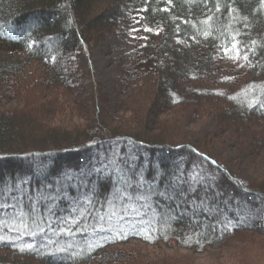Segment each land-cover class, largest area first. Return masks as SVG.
Instances as JSON below:
<instances>
[{"label": "trees", "instance_id": "trees-1", "mask_svg": "<svg viewBox=\"0 0 264 264\" xmlns=\"http://www.w3.org/2000/svg\"><path fill=\"white\" fill-rule=\"evenodd\" d=\"M121 21L143 39L116 60L111 101L79 58ZM219 146L259 175L239 181ZM263 168L262 0H0V204L16 206L0 208V264H194L161 252L230 244L237 264H260ZM124 177L151 196L126 239L92 218ZM92 191L77 229L73 198ZM21 209L45 231L21 228ZM65 219L72 233L54 234Z\"/></svg>", "mask_w": 264, "mask_h": 264}, {"label": "rangeland", "instance_id": "rangeland-1", "mask_svg": "<svg viewBox=\"0 0 264 264\" xmlns=\"http://www.w3.org/2000/svg\"><path fill=\"white\" fill-rule=\"evenodd\" d=\"M139 31L140 28L134 23L121 21L114 37H107L103 42H100L93 48L89 56L82 55L79 58L80 69L83 72H89L96 76L103 87L104 93L111 101H114L115 98L113 90L117 88L119 84V75L116 71V60L121 55L130 52L136 44L142 41L143 37L140 35ZM203 132V128L193 133L187 130L183 131L189 143L200 139ZM217 154L218 156L220 155L219 157L222 159L225 166L229 165L234 169L239 181L246 183L259 175V171L252 170L251 167L245 164L244 160H236L235 153L227 147L224 146L222 150V147L219 146ZM139 218V216L130 217L128 219L124 218V220L119 223L127 230V233H135L143 228V223L140 222ZM116 225L117 221L115 220L113 221V227H116ZM238 250L239 247L230 244L228 247L220 250H211L204 254H193L192 252L182 251L176 248L171 250L165 249L161 253L165 255L185 256L193 261L194 264H237L241 261L236 255ZM258 253L264 255V253L260 251H258ZM256 254L257 253L254 252L250 254L252 260L264 264V258H260V256Z\"/></svg>", "mask_w": 264, "mask_h": 264}, {"label": "snow or ice", "instance_id": "snow-or-ice-1", "mask_svg": "<svg viewBox=\"0 0 264 264\" xmlns=\"http://www.w3.org/2000/svg\"><path fill=\"white\" fill-rule=\"evenodd\" d=\"M264 2V0H262ZM208 33H205L207 35ZM235 47V45H233ZM227 51V50H226ZM247 59V57H245ZM131 189V191H129ZM94 191L86 192L83 194V198H73V207L71 209L70 218L71 223L77 225V229H80V225L77 221L76 213H79L81 217H85L87 215H92V209L94 208V200H93ZM151 196L150 193H145L142 190V185L138 182H134L129 177L123 178V186L117 187L114 189L110 198H108L102 207H106L107 211L100 213L97 215H92V218L98 220L101 227L99 228V232H111L112 236H120L122 239L127 238V230L123 228V226L119 223L123 221L124 218L130 214V212L136 216H142L145 213L142 209L150 208L151 205L148 203ZM143 201V203H140ZM12 207L13 209L16 208L15 205H7V204H0V208H8ZM35 211V208L32 209ZM49 211H51L49 209ZM96 212H100V210H96ZM26 217V219H25ZM115 217L117 221L116 227L112 225V218ZM9 219L16 220L17 217L15 215L10 216ZM42 220H36L35 217L32 216L31 213H24L23 210H20V219L18 221L19 226L25 230H28L30 234L35 237L38 232H44L45 229L42 227ZM107 220L108 226L104 227L103 224ZM143 222V221H141ZM89 227L85 225V228ZM94 229L92 235H96V225H91ZM48 228L52 229L51 223L48 224ZM11 230V229H9ZM54 234H60L65 231L68 233H72V227L69 223L68 219L63 220L60 223V226L57 229H52ZM123 233V234H122ZM122 234V235H121ZM111 237L108 236H101V239L108 240ZM146 239H151L150 236H146ZM3 237H0V241H3ZM95 242H89V247H93ZM95 246H101L99 244H95ZM26 247L28 249H33V245L31 243L27 244ZM23 250V249H21ZM63 250V249H61Z\"/></svg>", "mask_w": 264, "mask_h": 264}]
</instances>
